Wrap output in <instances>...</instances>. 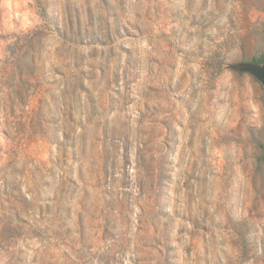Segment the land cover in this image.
<instances>
[{
  "label": "rangeland",
  "instance_id": "obj_1",
  "mask_svg": "<svg viewBox=\"0 0 264 264\" xmlns=\"http://www.w3.org/2000/svg\"><path fill=\"white\" fill-rule=\"evenodd\" d=\"M255 60L264 0H0V264H264Z\"/></svg>",
  "mask_w": 264,
  "mask_h": 264
},
{
  "label": "trees",
  "instance_id": "obj_2",
  "mask_svg": "<svg viewBox=\"0 0 264 264\" xmlns=\"http://www.w3.org/2000/svg\"><path fill=\"white\" fill-rule=\"evenodd\" d=\"M254 62H260V60H255ZM50 136L58 139V136L55 133ZM3 211L4 213L1 217V235L8 233L9 235L14 236L18 230H24L26 232L32 233L34 237L44 238L47 236L48 230L46 228H42L35 223L26 221L21 216V209L15 205L10 204L6 207H3Z\"/></svg>",
  "mask_w": 264,
  "mask_h": 264
},
{
  "label": "water",
  "instance_id": "obj_3",
  "mask_svg": "<svg viewBox=\"0 0 264 264\" xmlns=\"http://www.w3.org/2000/svg\"><path fill=\"white\" fill-rule=\"evenodd\" d=\"M227 67L233 68L240 72L252 74L264 87V61L262 62H237L228 64Z\"/></svg>",
  "mask_w": 264,
  "mask_h": 264
}]
</instances>
